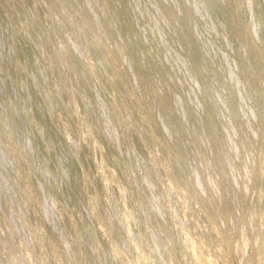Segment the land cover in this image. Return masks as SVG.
<instances>
[{"label": "rangeland", "instance_id": "rangeland-1", "mask_svg": "<svg viewBox=\"0 0 264 264\" xmlns=\"http://www.w3.org/2000/svg\"><path fill=\"white\" fill-rule=\"evenodd\" d=\"M0 264H264V0H0Z\"/></svg>", "mask_w": 264, "mask_h": 264}]
</instances>
